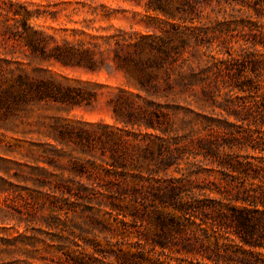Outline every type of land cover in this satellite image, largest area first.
I'll return each instance as SVG.
<instances>
[{
  "label": "rangeland",
  "instance_id": "1",
  "mask_svg": "<svg viewBox=\"0 0 264 264\" xmlns=\"http://www.w3.org/2000/svg\"><path fill=\"white\" fill-rule=\"evenodd\" d=\"M15 1L37 9L41 15L32 24L45 29L60 43L66 39L91 46L103 45L109 37L119 34L131 38L162 35L160 28H165L166 21L180 28L181 38L191 34V27L198 29L194 37L184 39L186 45L180 47L176 63L185 69L191 63L193 72H187L185 84H174L172 88L159 79V89L151 85L144 89L135 77L129 81L118 70L90 72L55 62L29 66L28 59L19 55L31 74L42 68L65 84L99 85L104 87L96 88L100 94L112 91L128 97L131 108L122 106L121 115L131 122L117 119L114 103L110 105L107 96L83 106L43 102L8 116L0 111V264H73L72 258H81L86 264H142V257L161 258L163 264H198L201 256L179 252L186 238H194L191 227L188 234L170 237L176 238L169 243L171 250L163 253L161 247L153 246L152 238H157L153 218L156 210L165 208L154 202L149 192L153 178L146 171L143 148L161 137L180 150L179 167L193 181L194 193L189 195H198L203 189L206 195L219 199L222 195L217 190L234 192L239 175L230 166L237 160L251 164L248 172L252 178L247 183L259 186L264 182V17L258 18L248 7L244 12L249 14H244L239 6L227 5L215 11L208 7L191 24L189 19L184 23L147 12L144 1ZM202 24L209 27L206 33L200 32ZM255 59L259 64H253ZM140 109L147 113L142 114ZM153 110L163 115L161 121L154 117L156 130L151 125L147 128L145 121ZM50 123L81 132L84 148L70 139H55ZM119 130L130 141L128 152H123L127 169L108 165L118 150L112 141H100ZM44 150L54 156V163L43 161ZM73 159H79L86 168L83 182L89 183L87 178L91 176L99 193L80 198L63 195L61 189L54 193V185L50 189L48 182H55L50 174L64 175L65 180L74 176L70 173ZM37 166L48 173L33 170ZM176 170L174 165L169 175L180 177ZM154 179L166 176L161 172ZM245 179L246 176L240 178ZM134 184L143 190L134 191ZM166 211L174 213L173 209ZM202 228L212 232L206 225ZM199 235L204 239L202 231ZM227 236L240 244L234 235L221 238ZM192 241L196 246L193 252L201 251L199 244ZM260 242L264 244V240ZM254 251L264 259V249ZM216 260L205 259L204 263L216 264Z\"/></svg>",
  "mask_w": 264,
  "mask_h": 264
},
{
  "label": "trees",
  "instance_id": "2",
  "mask_svg": "<svg viewBox=\"0 0 264 264\" xmlns=\"http://www.w3.org/2000/svg\"><path fill=\"white\" fill-rule=\"evenodd\" d=\"M140 4L144 1L147 12L161 14L169 19L181 20L186 23L187 19L194 24L195 18H200L204 10L208 7L212 11L224 9L225 6H239L244 14L246 7L253 9L258 18H263L264 10L261 9L264 0H133ZM216 4V7L214 6ZM85 7V5H82ZM249 11V10H248ZM37 9H31L29 5L15 0H0V111L5 116L16 113L18 110H25L29 105L35 103L55 102L71 106L90 105L100 96L109 97V104L114 106L115 115L118 120L127 123L122 118L121 108L127 106L131 108V101L128 97L108 91V93H99L96 88H104L99 85L78 82L77 85L65 84L48 75V71L42 68L34 69V74L29 73L20 60L21 54L28 59L31 66L36 63L41 65L45 62L60 63L65 67L83 68L90 72H100L102 69L118 70L131 81L135 77L141 87L146 89L148 85L159 89L162 79L168 88L174 84L183 85L188 79L187 72H193V65L190 63L188 69L178 65L177 56L181 54L180 47L185 44L184 39L194 37L197 27H191V34L185 33L181 38L180 28L169 21L164 22L165 28H160L162 35L148 34L137 38L127 37L125 35H113L109 37L103 45L92 44L91 46L82 42H70L66 39L60 43L53 35L47 33L43 28H38L32 24L33 21L40 18ZM111 15L110 13L108 14ZM200 32H207L209 27L202 24ZM205 29V30H204ZM259 60H254L253 64H259ZM15 65V66H14ZM114 99L116 102H114ZM153 103V102H150ZM157 107V106H156ZM142 110V114L147 110ZM160 111V110H159ZM131 114V111L129 112ZM162 112L155 110L148 113L146 117V127L157 129L154 126L155 119L161 121ZM160 119V120H159ZM53 137L65 141L70 139L75 141L76 145L84 148V135L81 132H75L71 127L64 124L57 125L50 123ZM101 142H111L115 145V154L112 155V162H108L113 169H127L124 162L123 152H128L130 141L125 139L118 132L107 134L100 139ZM170 141L161 137H155L144 146L146 155V171L153 178L149 186V192L154 202H159L165 210H156L153 218V227L155 228L157 238H152L154 247H161L163 253L170 249V244L176 238H170L175 233H187L191 227V233L194 238H186L182 244V254L199 255L202 257L198 264H206L204 260L214 261L216 264H261L264 259L261 253L255 252L257 248L264 249V182L261 185L247 183L251 179L248 169L251 164L244 165L238 160L231 164L232 171L236 172L237 184L234 186V192H222V195L216 199L206 195L203 189L200 190L202 196L207 199H201L194 193L191 177L188 176L182 168L179 167L178 157L180 150L172 148ZM51 150H56L51 146ZM84 151V150H81ZM212 151V150H211ZM120 152V153H119ZM43 161L54 163V156L44 150ZM232 158V157H231ZM230 158V159H231ZM176 165L175 172L181 174L180 177L170 176L168 170ZM84 164L79 159L72 160V169L74 176L65 180L64 175L58 176L50 174L55 178V182L49 181L50 189L53 185L61 194L77 195L80 198L94 196L99 193L97 187L88 175L89 183H84L83 178L87 174ZM227 169V167H225ZM33 170L41 173H48L47 169L40 166ZM163 172L166 179H154ZM246 176L247 179L240 180ZM81 178L77 181V178ZM254 179V177H253ZM39 180V179H37ZM69 183H72L69 185ZM263 183V184H262ZM100 187V186H99ZM134 191H142L143 188L134 184ZM101 189V188H100ZM124 189V188H120ZM126 191V189H124ZM212 193L215 190H211ZM101 193V192H100ZM187 195V196H186ZM230 196H233L230 198ZM241 203V206L236 205ZM167 209H173L174 213L167 212ZM199 221V223H197ZM206 225L211 229L202 228ZM202 231L204 239L199 235ZM225 235H234L240 240L236 243L234 238H221ZM169 237V238H166ZM192 239L199 244L201 251L196 249ZM249 247L250 250H247ZM144 258L142 264H163L161 258L157 260L149 257ZM73 264H86L81 258H72Z\"/></svg>",
  "mask_w": 264,
  "mask_h": 264
}]
</instances>
